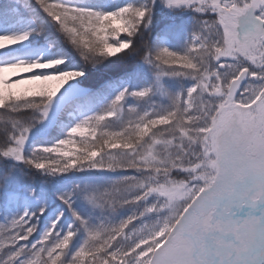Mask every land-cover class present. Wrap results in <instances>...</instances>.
Returning <instances> with one entry per match:
<instances>
[{
  "label": "snow or ice",
  "instance_id": "snow-or-ice-1",
  "mask_svg": "<svg viewBox=\"0 0 264 264\" xmlns=\"http://www.w3.org/2000/svg\"><path fill=\"white\" fill-rule=\"evenodd\" d=\"M34 6L83 66H71L67 56L0 62V195L17 193L16 164L50 175L128 174L58 194L75 227H57L63 211L35 238L36 212L0 224V264H264V0H128L116 7L0 0V54L41 30L25 28ZM157 9L170 15L156 20ZM185 11L195 13L194 29L176 50L163 38ZM113 57V75L90 83L89 68ZM146 68L151 83L126 85L63 137L26 154L31 129L49 116L58 94L50 127L94 105L116 82L142 79ZM177 77L191 83L172 90L166 81ZM157 93L164 106L139 108ZM75 191L111 213L130 211L91 225L72 208Z\"/></svg>",
  "mask_w": 264,
  "mask_h": 264
},
{
  "label": "rangeland",
  "instance_id": "rangeland-1",
  "mask_svg": "<svg viewBox=\"0 0 264 264\" xmlns=\"http://www.w3.org/2000/svg\"><path fill=\"white\" fill-rule=\"evenodd\" d=\"M70 2L82 6L95 7H116L127 3L128 0H70ZM195 15L190 11L177 12V21L182 20L184 25L176 27L170 37L163 38V42L169 47L174 48L177 40L186 41L190 39L193 32V23L191 17ZM32 19L25 24V28L39 27L38 33H33L30 41L23 44L12 46L11 50H5L7 55L0 54V62H10L17 59H35L41 56H67L68 63L73 67L83 66V61L77 50L68 43L66 37L58 30L55 22L51 20L47 14L38 6H34L31 13ZM50 26V27H49ZM153 46H158L160 41H152ZM83 79V78H81ZM152 76L148 69H145V75L138 81H118L110 87L106 88L103 94L98 98L97 102L89 108H78L76 111L66 114L64 119L60 120V128L58 133L64 136L68 127L83 116L100 111L110 99L126 85L132 88H139L151 83ZM172 90H179L183 85L188 86L191 81L181 78H172L166 81ZM68 85L66 84L65 87ZM33 87L32 85H19V89ZM152 101H155L153 103ZM152 101L147 99L138 101L139 108L162 107L159 101V94H154ZM131 102V101H129ZM166 104V101L164 102ZM28 113H25L27 115ZM53 129L45 128L44 121L37 122L31 129L29 139L26 143V154L31 151L35 145L51 144L56 139L52 133ZM71 147V146H69ZM15 163L8 162L9 167ZM21 170V171H19ZM17 181V193L14 195H0V224H6L12 218L22 215L25 210L36 212L33 222L38 223L37 232L33 234V238L39 236L51 222L56 219L57 215L63 211L60 223L57 225L59 229H67L72 224L74 227L78 225L72 211L58 198V194L73 192L76 185L83 187L84 185H105L112 179L121 175L128 174L124 171H104V170H70L67 173L59 175L46 174L43 171L30 168L24 164H16L13 169ZM45 208L43 215L39 214V209ZM72 208L77 211L81 217L85 218L91 225L101 222L118 220L126 216L130 209L121 208L116 213H111L107 209L95 207L87 202L79 191H75L72 197ZM84 233L80 231L73 240L72 246L76 247L83 239Z\"/></svg>",
  "mask_w": 264,
  "mask_h": 264
},
{
  "label": "trees",
  "instance_id": "trees-1",
  "mask_svg": "<svg viewBox=\"0 0 264 264\" xmlns=\"http://www.w3.org/2000/svg\"><path fill=\"white\" fill-rule=\"evenodd\" d=\"M168 15H170V14L167 13L165 10L157 9L155 12L154 18L156 20H160L162 17L168 16ZM181 25H184V22H182V20L177 21V27L181 26ZM193 27H194V25H193ZM184 46H185V44L183 43V41H181L179 39V40H177L176 46L173 49L181 50L184 48ZM115 60H116V58L113 57V58H111V60L105 61L102 65H98L96 68H89L88 72L86 73L88 81L90 83H92L93 85H96V86L104 84V82L106 80H108L113 75L112 69H113ZM63 119H64V117H63ZM59 128H60V124H59V126H57L52 131L53 136L58 138V139L63 137L62 133H58ZM76 147H79V145H76ZM19 171H21V170H19ZM44 173H46V172H44ZM46 174H48V173H46Z\"/></svg>",
  "mask_w": 264,
  "mask_h": 264
},
{
  "label": "water",
  "instance_id": "water-1",
  "mask_svg": "<svg viewBox=\"0 0 264 264\" xmlns=\"http://www.w3.org/2000/svg\"><path fill=\"white\" fill-rule=\"evenodd\" d=\"M58 99H59V94L56 98H54V103L52 105V108L50 109L49 116L44 120L45 128L55 129L57 126H59L60 120L50 127L51 122L57 117V103L55 101H57Z\"/></svg>",
  "mask_w": 264,
  "mask_h": 264
}]
</instances>
